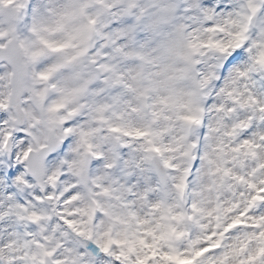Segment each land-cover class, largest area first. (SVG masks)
Returning <instances> with one entry per match:
<instances>
[{
	"label": "snow or ice",
	"instance_id": "snow-or-ice-1",
	"mask_svg": "<svg viewBox=\"0 0 264 264\" xmlns=\"http://www.w3.org/2000/svg\"><path fill=\"white\" fill-rule=\"evenodd\" d=\"M0 264H264V0H0Z\"/></svg>",
	"mask_w": 264,
	"mask_h": 264
}]
</instances>
